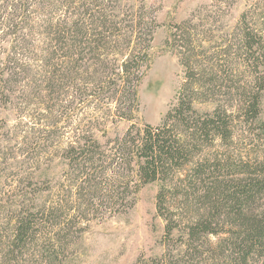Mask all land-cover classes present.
Instances as JSON below:
<instances>
[{"label":"trees","instance_id":"1","mask_svg":"<svg viewBox=\"0 0 264 264\" xmlns=\"http://www.w3.org/2000/svg\"><path fill=\"white\" fill-rule=\"evenodd\" d=\"M211 21L171 26L184 80L160 124L139 125L160 27L147 0H0V169L15 213L0 264H67L91 221L126 214L150 183L164 248L135 264H264V0L219 50ZM238 119L257 129L253 162L227 149Z\"/></svg>","mask_w":264,"mask_h":264},{"label":"rangeland","instance_id":"2","mask_svg":"<svg viewBox=\"0 0 264 264\" xmlns=\"http://www.w3.org/2000/svg\"><path fill=\"white\" fill-rule=\"evenodd\" d=\"M150 12L160 27L152 43L154 59L138 89L139 114L135 120L139 125H159L166 112L175 103L184 80V69L174 52L166 47L172 25L189 17L209 16L212 21L204 26L205 38L211 40L212 49L219 50L221 38L228 28L236 24L244 8L256 0H147ZM214 41V42H212ZM206 46V45H205ZM247 74H240L244 81ZM264 117V99H263ZM199 111L211 106L195 104ZM30 110H33L31 108ZM31 114V112H30ZM36 117V113H32ZM34 118L28 119L30 123ZM129 124L122 122L118 131ZM257 129L241 119L235 121L232 144L227 148L237 157V162H253L256 152L261 150L257 142ZM111 130L110 135L113 136ZM264 150V148H262ZM224 147L218 149L223 153ZM10 173L0 169V249L4 250L11 238L14 213V186ZM159 187L150 183L141 188L137 201L126 214L93 220L88 224L76 252L69 256L67 264H135L141 257L160 255L164 248L165 223L156 212V194Z\"/></svg>","mask_w":264,"mask_h":264}]
</instances>
